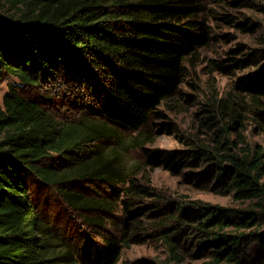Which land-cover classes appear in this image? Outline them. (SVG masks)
I'll return each mask as SVG.
<instances>
[{
	"label": "trees",
	"instance_id": "1",
	"mask_svg": "<svg viewBox=\"0 0 264 264\" xmlns=\"http://www.w3.org/2000/svg\"><path fill=\"white\" fill-rule=\"evenodd\" d=\"M205 10V0H0V82L18 80L0 105V264H117L130 244L128 228L116 232L125 212L178 221L170 204L133 207L151 194L128 159L138 149L250 201H190L179 218L204 236L213 264H264V145L233 132L251 114L264 133V46L237 59L249 70L203 109L209 143L146 147L147 126L212 38ZM63 100L70 108H56Z\"/></svg>",
	"mask_w": 264,
	"mask_h": 264
},
{
	"label": "rangeland",
	"instance_id": "2",
	"mask_svg": "<svg viewBox=\"0 0 264 264\" xmlns=\"http://www.w3.org/2000/svg\"><path fill=\"white\" fill-rule=\"evenodd\" d=\"M233 1L205 0L203 17L211 25L212 38L209 43L198 48V59L193 64H188L186 76L178 90L159 107L163 115L147 126L153 133L152 141L146 144L148 149H179L192 142L209 143L214 136V128L205 125L203 109L207 104L231 92L238 77L249 70L238 67L237 59L264 46L262 8L236 5ZM253 1L264 4V0ZM226 16L232 18V21H226ZM241 21H248V27L240 25ZM17 81L14 77H8L0 82V105L9 91V84ZM52 94L56 96V91H52ZM69 103L63 100L54 105L60 108L67 104L66 108H70ZM226 116L218 118L216 128L230 123L231 120ZM166 125H169L168 129ZM237 131L253 144L264 145V133L257 129L251 114L238 130L233 129V132ZM234 135L235 133L231 136ZM128 159L135 167L139 182L151 192L138 199L133 207L170 204L168 210L178 221L173 220L166 225L160 218L154 217L148 207L134 218L125 212L126 216L117 224L116 232L120 234L123 228H128L130 244L124 247L117 264H213L209 249L203 243L199 244L200 240L205 239L204 236L195 234V230L191 228L193 226L183 222V216L179 218L180 209L187 207L190 201L238 208L248 206L250 201L237 200L232 193L224 194L189 181L186 176L191 168L172 171L163 166H155L145 149L134 151ZM49 190V187H44L40 192L47 195ZM256 229L260 230L258 227ZM170 241L177 245V252L172 251ZM259 245L256 242L252 250L259 249Z\"/></svg>",
	"mask_w": 264,
	"mask_h": 264
}]
</instances>
